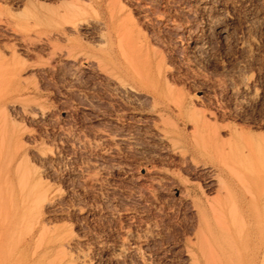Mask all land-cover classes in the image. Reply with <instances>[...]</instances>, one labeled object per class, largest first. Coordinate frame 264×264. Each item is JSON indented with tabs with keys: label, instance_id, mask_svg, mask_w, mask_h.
<instances>
[{
	"label": "rangeland",
	"instance_id": "374dc122",
	"mask_svg": "<svg viewBox=\"0 0 264 264\" xmlns=\"http://www.w3.org/2000/svg\"><path fill=\"white\" fill-rule=\"evenodd\" d=\"M194 116L264 143V0H0V264H187L184 188L213 192L151 127Z\"/></svg>",
	"mask_w": 264,
	"mask_h": 264
},
{
	"label": "bare ground",
	"instance_id": "6f19581e",
	"mask_svg": "<svg viewBox=\"0 0 264 264\" xmlns=\"http://www.w3.org/2000/svg\"><path fill=\"white\" fill-rule=\"evenodd\" d=\"M71 10L70 11L66 10L68 11V13L65 12V10L63 12L61 11L60 14H62L61 15L62 18L60 20H64L62 21L63 23L61 25L67 23L65 18H63V15L66 16L67 14V16L69 15L70 17L72 13H74V15L76 16L79 13L81 14L80 10L76 9L75 12H72L73 10L72 11ZM52 14H55V16L56 14L58 15L57 12H54ZM76 16L75 18H73V20L74 19L76 20V21L74 20L75 22H69L66 24V26L65 25L64 26L66 28L67 26H69V28L73 30L77 28L79 29L82 21L78 22L76 18L79 17V15L77 17ZM69 17L67 19L68 21H69ZM71 17H73V14ZM57 18H60V16L58 17L56 16V19ZM84 25L87 26V24H84ZM60 33L62 36H65L67 34L66 32H64V30L61 31ZM119 36H120L119 38L122 37L121 34ZM119 41H120V44L123 43L121 42L122 38ZM126 41L128 42V40ZM120 44L119 46L123 48V46H121ZM131 45L132 43L130 44L129 47H131ZM134 47L137 49L136 45H134ZM135 48L131 47V50L135 51ZM123 50L124 48L122 49V52ZM133 54L132 55L130 54L131 57L129 59L130 61L134 63L137 60L135 59H134L135 61L132 60ZM140 56H142V54ZM132 62H131V65H132ZM137 62L139 63V60ZM137 62L135 63L137 64ZM141 62L143 61L141 60ZM129 65L130 64H128L127 66V70L130 73V77H132L135 82H137L141 86H144L145 88L152 87V89H149V90H151L152 94L155 96L161 94L160 88H159L160 83L158 81L160 77L159 79L154 78L155 80H157V82H155L152 79L153 75L150 77L151 74L150 75L148 74V72L150 71L145 69L146 71H148L146 72L145 70H143V66L141 69H139L137 66H140V65H136V67L129 66ZM115 77L112 78V80H114L115 83H118L116 87L120 86V88L122 89L125 87L127 88V86H125L124 83H122V80L120 79L117 80L119 76H117L116 78ZM137 83L136 85H138ZM120 88L118 89L120 90ZM130 92H134V91H130ZM163 96L165 97V93H163ZM167 104L169 105V103ZM157 105L159 106V103ZM161 105L163 106V103ZM165 106L167 105L165 104ZM176 109H177V112L175 113L183 117L185 113L184 106L183 105L178 106ZM187 109L188 108L186 107V110ZM159 112L160 111H158L157 115L159 114ZM191 115L190 116L188 115V116L192 117ZM166 117L162 116L160 118L162 119L166 118L167 120L169 119L170 116L166 115ZM194 118L196 119H192L189 122L191 123V129L190 128H189L190 130L188 129L189 132H186V131L180 132L178 130L174 131L168 128L164 123L158 120H156V122L158 121L160 123H155L154 127H151V128H154L153 130H155V132L151 131V132H154L152 133V136L156 135L157 139L158 138L160 139L159 142L162 141V143L166 145V148H167L166 150L170 154H173L179 157L181 167L185 168L186 170L192 169L193 171L194 170L197 171V169L200 168L201 170L204 169L207 171L206 172L208 173L207 174L208 175L207 176V179H208L207 186L208 188L210 187L213 192L212 196L204 195V193H202L203 195L199 196L197 191L195 192L190 187L191 186L190 184H187V187L185 186L184 188V195L186 196V198H189L191 200V204H192V206L190 205L191 206V220H190L191 224L184 236L183 244H182L184 247L183 249H184L186 258H187V264H260L259 256H260L261 246L259 244V241L261 239L259 238L261 237L258 238V235L260 234L259 231L261 228L260 227L261 223L259 219L260 213L258 214L259 212L258 206L260 205L261 201H264V143H262L263 141L261 142V140L255 135H249V134L244 135L242 132L238 133L236 131L231 132L228 138H225V137L222 138L221 135L219 134V128H217V126L215 127L216 125L215 123L214 125L213 123L210 122V120L206 118L197 119L196 116H194ZM169 120L171 122V126L169 125L170 127L176 124V122L171 120V117ZM181 123H185V122H182L181 120ZM174 127H176V125ZM174 158H177V157H174ZM24 215H25V212H24ZM23 236L21 237L18 236L17 238L24 239ZM19 241H21V239ZM18 245L19 243L17 244L15 243L14 247L12 246L13 248L11 247L9 248L13 250L14 248H17ZM9 253L12 254L13 252L9 251Z\"/></svg>",
	"mask_w": 264,
	"mask_h": 264
}]
</instances>
